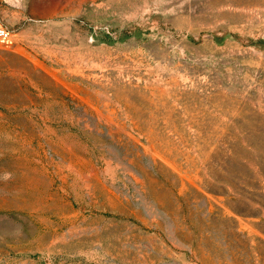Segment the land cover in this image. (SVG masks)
Instances as JSON below:
<instances>
[{
  "label": "rangeland",
  "instance_id": "1",
  "mask_svg": "<svg viewBox=\"0 0 264 264\" xmlns=\"http://www.w3.org/2000/svg\"><path fill=\"white\" fill-rule=\"evenodd\" d=\"M0 23V264H264V0Z\"/></svg>",
  "mask_w": 264,
  "mask_h": 264
},
{
  "label": "built area",
  "instance_id": "2",
  "mask_svg": "<svg viewBox=\"0 0 264 264\" xmlns=\"http://www.w3.org/2000/svg\"><path fill=\"white\" fill-rule=\"evenodd\" d=\"M11 37L10 30L0 23V40L6 41Z\"/></svg>",
  "mask_w": 264,
  "mask_h": 264
}]
</instances>
